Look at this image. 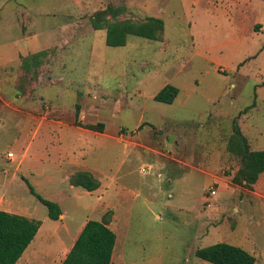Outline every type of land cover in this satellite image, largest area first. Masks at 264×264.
I'll return each instance as SVG.
<instances>
[{"label": "rangeland", "instance_id": "1", "mask_svg": "<svg viewBox=\"0 0 264 264\" xmlns=\"http://www.w3.org/2000/svg\"><path fill=\"white\" fill-rule=\"evenodd\" d=\"M106 9L101 17L109 21L117 9V21L160 18L164 33L160 41L129 36L126 46L108 47L106 30L92 23ZM263 82L264 0H4L0 170L44 221L26 256L38 248L34 264H60L59 244L77 230L55 228L23 177L55 203L62 193L57 203L71 207L72 225L82 220L62 173L35 157L45 146L55 158L54 146L76 130L87 133L79 141L87 142L98 171L123 169L130 188L142 190L141 202L154 186L152 207L164 208L161 221L149 212L134 216L114 264H208L195 253L217 243L241 247L264 264V203L243 208L252 190L233 182L243 161L229 148L235 124L250 150L264 148ZM166 85L180 90L172 105L154 100ZM98 123L103 134L75 129ZM147 164L153 169L143 176ZM43 176L54 181L45 184ZM4 201L0 194V207Z\"/></svg>", "mask_w": 264, "mask_h": 264}, {"label": "trees", "instance_id": "2", "mask_svg": "<svg viewBox=\"0 0 264 264\" xmlns=\"http://www.w3.org/2000/svg\"><path fill=\"white\" fill-rule=\"evenodd\" d=\"M110 11L111 9H106L92 19L95 30H106V44L108 47L120 48L126 46L129 36L160 41V37L165 30L162 19L148 17L141 23L130 20L117 21L115 17L122 12L118 9L112 10L113 21L101 17L109 14ZM262 85L264 86V82ZM179 93L180 90L175 86L166 85L154 97V100L172 105ZM76 108L79 110L80 106L77 105ZM78 117L79 111L76 113V122ZM77 125H80L79 120ZM82 127L97 133H103L105 130V124L103 123ZM229 148L232 153L240 156L243 161V167L233 178V182L241 185L245 181L247 188L253 190L254 184L264 172V151L250 150L247 139L236 124L234 125V135ZM23 180L26 182L31 194L47 208L48 218L52 221H58L63 214L60 206L42 197L25 178ZM71 181L74 185L83 187L90 192L97 190L100 186L99 182L87 172L73 175ZM108 213L102 221L87 222L61 264H112L117 236L109 228ZM40 226V221L30 220L24 216L0 210V264H17L35 239ZM195 255L208 264H256L257 262V258L253 254L228 243H217L198 249Z\"/></svg>", "mask_w": 264, "mask_h": 264}, {"label": "crops", "instance_id": "3", "mask_svg": "<svg viewBox=\"0 0 264 264\" xmlns=\"http://www.w3.org/2000/svg\"><path fill=\"white\" fill-rule=\"evenodd\" d=\"M3 3H4V0H0V6ZM164 87H162L154 95L156 96ZM257 98H259V96H257ZM253 108L254 110H256L255 108H257V103L255 104ZM241 123H243V120ZM68 127L69 129H67ZM68 127L59 129V132L61 131L60 132L61 135L64 133V131H66V129L67 131L72 129L70 126ZM75 129H80V130L87 131V132L90 131L86 128H81L77 126L75 127ZM71 131H74L71 141H64L63 144H58L57 146H54V149L57 154L55 158L52 159L48 156L47 152L44 153V149H47V147L45 146H43L42 154H38L37 156H35L37 162L43 163V165H45V163H49V164L51 163L53 164V166H55V169H57L59 172L62 173L63 179L68 184L70 192H72L73 195L77 197V203H78L77 209L78 211H80V213H82L80 214L82 216V220H80L79 224L72 225V222L75 221V218H73L74 213H72L71 207L67 206L68 209L66 210L63 206H60L59 203L57 202L63 196V194L59 193L55 195L57 199H54V200H57L56 203L60 206L62 213H63L60 216V219L58 221L52 222V223H55L54 224L56 225L55 228L60 229V226H63L65 227V229L71 228L73 230H77V231H74L75 236L72 238V240H66V244H63L60 242L59 246L61 248V251L59 253V256L61 257V255L64 254V257L62 260L63 262L67 254L72 249L79 234L81 233L82 229L85 227L87 222L102 221L104 216L108 212H111L112 218L109 219L110 220L109 228L113 230L117 236L116 246H115V250H114V254L112 258V264H114L118 242L119 240H121V236L123 237V235L125 236V234L128 233L127 231L132 225L134 216L136 215V218L140 220L144 212H149L156 220L161 221L163 218H162V215L160 214L161 212L160 210L161 209L163 210L164 208L163 206L152 207L153 200H151L149 197L151 194H153L154 196L156 195L155 190H154L155 188H153L154 186L153 187L147 186L148 198L145 197L144 198L145 201L141 202V199L144 197L142 190L141 189L133 190L130 188V186L128 185V181L126 179V174L123 169L121 170L118 169V172L116 173L107 172L102 169L98 171L97 165L94 163H91L88 160V156L86 154V148L88 147L87 142L84 141V143H81V141H79L78 135L79 136L83 135L84 137H86L87 133L86 132H76V130H71ZM90 132H93V131H90ZM94 133H97V132H94ZM103 133H100V134H103ZM244 135H246L245 131H244ZM254 150L264 151V148L254 149ZM61 152L63 153L69 152L70 154H72V156L69 159L64 158L62 156H59V153ZM45 155H46V158H45ZM43 159L44 161H42ZM106 164L107 163L105 162L104 165ZM94 165H96V167H94ZM80 172L90 173L99 182L100 184L99 188L95 191L90 192L84 189L83 187L74 185L71 181V178L73 175L80 173ZM8 174L9 173L5 172V170L4 171L3 169L0 170V194L5 199L4 203L1 204L0 210L11 213V214L24 216L30 220L40 221L41 226L38 231L39 233L41 231V228L43 227L44 221L40 219L37 213L38 210L36 208H31V206L23 203L19 195H17L10 189V183L8 182L9 180L7 178ZM148 175H143V176H148ZM41 179L43 180L45 184L52 183V181H54L53 178L45 177V176L41 177ZM77 189H80L81 192L74 194V192L77 191ZM132 192L135 196L133 198L130 195ZM250 194L251 196H250L249 201H246V199H242L240 201V203L243 205V208H246L248 206L250 207L255 206L254 205L255 201L257 202V204L264 203V172L260 175L256 184H254L253 190L250 191ZM248 218L251 219L252 217L248 216ZM31 245L32 243L29 245V247H31ZM26 251L24 252L21 259L17 262V264H34L35 262L37 263L38 261H36V258L38 255L36 256V254L38 252V248L32 247L30 250V252L31 251L32 252L31 253L29 252L30 254L28 253L27 256L25 254ZM117 260L119 261V258Z\"/></svg>", "mask_w": 264, "mask_h": 264}, {"label": "built area", "instance_id": "4", "mask_svg": "<svg viewBox=\"0 0 264 264\" xmlns=\"http://www.w3.org/2000/svg\"><path fill=\"white\" fill-rule=\"evenodd\" d=\"M8 157L9 158H12L13 157V154H8ZM151 170H152V167L150 166V165H147V166H143V167H141L140 168V173L142 174V175H148V174H150L151 173ZM217 194V190L216 189H211V195L212 196H215Z\"/></svg>", "mask_w": 264, "mask_h": 264}]
</instances>
